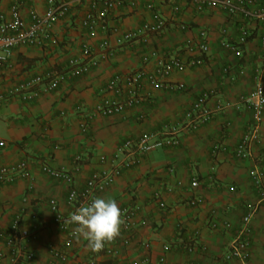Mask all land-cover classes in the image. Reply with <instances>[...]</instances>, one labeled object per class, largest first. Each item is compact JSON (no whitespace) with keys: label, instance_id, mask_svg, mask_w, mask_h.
Masks as SVG:
<instances>
[{"label":"crops","instance_id":"obj_1","mask_svg":"<svg viewBox=\"0 0 264 264\" xmlns=\"http://www.w3.org/2000/svg\"><path fill=\"white\" fill-rule=\"evenodd\" d=\"M47 1L30 0L28 4L42 15ZM92 1L69 0L66 11L52 23L50 37L41 46L12 50L8 66L0 71V166L29 161L25 176L12 183H0L2 262L8 264L10 260L4 239L17 215L18 229L28 232L21 247L36 255V264H42L52 248L63 247L65 234L53 224L49 201H57L66 219L75 208L66 204L68 187L42 173L39 163L72 169L74 159L79 157L75 174L78 183L93 172L134 160L99 196L114 198L121 210L128 205L140 206L135 229L139 242L121 247L112 256L97 253V264H133L147 258L153 264L163 254L166 264H264V207L257 209L250 223L248 261L224 259L247 205L256 199L248 170L253 165L264 166V131L252 144L250 158L237 159L233 153L251 121L250 112L238 103V98L254 88L257 40H250L240 55L234 56L219 47L220 28L238 27L223 11L215 8L200 13L186 4L175 16L166 0H133L132 5L117 6L103 19L104 30L89 33L79 22ZM148 3L167 20L166 27L159 34L142 33L132 40L124 39L126 32L140 30L151 21ZM28 4L25 0H0V14L7 16L11 8L17 7L28 23ZM202 30L208 33L210 52L192 56L189 47ZM103 41L108 44L106 49L100 47ZM86 46L91 50L89 56L82 53ZM161 56L178 58L183 67L164 77L159 87L143 84L140 102L123 113L109 117L94 113L96 105L113 96L106 90L112 78L139 71L150 73ZM90 58L98 60L97 66L83 75H70L71 61L84 63ZM224 68L235 71L234 82H227ZM51 75H61L63 80L55 89L47 90ZM37 77L42 81L26 93L27 99L9 93L12 84ZM176 84H183L184 89L170 88ZM204 91L215 93L207 101L212 117L192 129L187 114ZM220 99L229 106L215 111ZM170 127L176 129L177 145H163L146 154H138L133 146L112 162L113 154L125 142H135L145 133L161 140ZM215 145L219 148L213 151ZM168 168L173 172L169 173ZM191 176L200 181L197 190L189 187ZM178 181L182 186L176 185ZM156 191L165 204L162 209L153 199ZM195 196L202 201L192 206L189 201ZM214 214L218 222L228 221L229 228L212 230L209 221ZM122 236L121 233L118 239ZM145 243H149V249L143 247ZM163 244L169 247L165 253L161 251ZM187 244H194L195 250L187 252ZM199 246H204L205 251ZM90 255L86 242L79 240L69 252L70 264H81Z\"/></svg>","mask_w":264,"mask_h":264},{"label":"built area","instance_id":"obj_2","mask_svg":"<svg viewBox=\"0 0 264 264\" xmlns=\"http://www.w3.org/2000/svg\"><path fill=\"white\" fill-rule=\"evenodd\" d=\"M28 4L30 0H25ZM172 10L173 15H178L182 12L183 6L186 4L193 5L197 12H206L218 8L225 13L228 20L237 24L235 30H230L227 25L220 28L219 47L225 51L232 53L234 56H239L241 48L250 40L256 39L258 44L257 60L253 68V90L245 96L238 98V103H242L251 114V121L247 131L240 137L237 144L234 146L233 153L237 159H247L251 157V146L256 143L260 132L264 131V0H166ZM69 0H48L47 10L44 14L36 13L31 5L28 4L29 22L25 23L19 14L18 8L10 9L9 15L0 14V71L8 66V60L12 50L20 46L35 45L41 46L45 39L50 37L52 23L56 18L66 11V6ZM133 0H93L90 5V10L86 12L80 19L79 25L89 33H93L98 29H105L103 19H105L115 7L122 5H132ZM146 9L151 13V21L145 22L140 30L129 31L124 34V39L132 40L142 33L159 34L166 27V19L161 13L154 8L152 3L146 5ZM185 28L184 25L181 26ZM100 47L106 49L108 44L103 41ZM189 50L192 56H204L210 52L208 43V33L205 30L199 32L198 39L192 42ZM82 53L85 56L91 54L89 47H84ZM70 75L78 76L88 73L91 68L97 66L98 60L94 58L88 59L87 62L80 63L76 60L70 63ZM183 67V62L174 57L161 56L156 59L154 69L150 73L139 71L129 73L122 76L112 78L106 87V90L112 93V97L105 99L94 107V113L99 116L109 117L119 115L126 109L137 105L140 98V89L143 84L149 87H159L162 85V79L170 75L173 71ZM226 75L228 83L236 80V73L231 68H224L223 75ZM63 80L61 75H51L48 78L46 89L53 90ZM42 79L37 77L30 81L14 83L9 89L12 95H24L27 99V92L31 91L36 85L41 83ZM171 89L182 90L183 84L170 86ZM215 94L212 91H204L198 97L193 107V111L187 114L190 126L192 129H197L205 124L212 117L211 110L207 107V101L210 95ZM229 106V102L217 101L214 106L215 111H221ZM236 109L240 108L239 104L235 105ZM198 118H195L196 116ZM168 135L163 139L158 140L151 133L143 134L137 141L131 140L125 142L112 156V162L118 161L119 157L133 146L137 149L138 154H146L157 147L163 145L175 146L178 144L177 132L174 127L168 128ZM3 144V143H2ZM57 146L54 147L56 149ZM219 146L215 145L213 151ZM80 158L76 157L73 161L72 169L55 168L47 163H39V169L49 178L64 183L68 187L66 196V204L72 208L78 207L80 204L90 201L94 196H99L109 189L115 180L120 177L123 170L131 167L134 160L130 158L128 161L121 164H113L109 170L93 172L78 183L75 180V174L78 171ZM29 166V161L22 160L15 164L0 166V183H12L16 178L23 177ZM169 173L173 172V168H168ZM248 177L251 186L255 193V202L247 205V212L243 215L241 226L236 237L230 244L229 250L226 252L224 259L230 261L237 259L246 263L249 259L250 240L252 229L250 223L253 215L258 208L264 207V166L253 165L248 170ZM178 181L177 186H182ZM200 186V181L196 176H191L189 179V187L197 190ZM167 191H172V188H167ZM153 199L157 202L159 208H164L165 204L162 201L161 193L156 191L153 194ZM202 199L195 196L190 199L189 204L194 206L199 204ZM50 210L53 213V224L55 227L65 234L63 247H54L51 249L48 258L42 264H70L69 252L79 240L73 236L75 225L66 223V218L59 210L57 201L51 199L49 201ZM125 224L121 228L123 236L121 239H116L111 244L105 246L100 252H92L81 264H97L96 254L104 253L106 255L118 254V250L130 244H136L138 239L135 237L137 218L140 213V206L128 205L121 210ZM19 215H17L12 224V230L5 235L4 244L10 250V260L8 264H36V255L24 250L21 245L28 237L27 231H20ZM209 227L212 230H217L220 227L229 228V223L226 220L218 222L215 214L209 221ZM264 235V228L262 229ZM145 249H149V243L143 245ZM196 246L187 244L184 249L187 252H193ZM169 247L166 244L161 246L162 253H165ZM199 249L205 251L204 246H199ZM2 254H0V264H5ZM133 264H152L149 259H144ZM153 264H166L164 254L161 255L157 262ZM224 264H229L224 262Z\"/></svg>","mask_w":264,"mask_h":264},{"label":"clouds","instance_id":"obj_3","mask_svg":"<svg viewBox=\"0 0 264 264\" xmlns=\"http://www.w3.org/2000/svg\"><path fill=\"white\" fill-rule=\"evenodd\" d=\"M121 209L114 198L94 196L80 204L68 216L66 223L75 225L73 236L86 242L92 252H100L121 235L125 224Z\"/></svg>","mask_w":264,"mask_h":264}]
</instances>
